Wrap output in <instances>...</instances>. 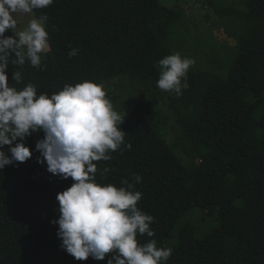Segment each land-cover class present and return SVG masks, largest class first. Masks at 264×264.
Instances as JSON below:
<instances>
[{"label":"trees","instance_id":"obj_1","mask_svg":"<svg viewBox=\"0 0 264 264\" xmlns=\"http://www.w3.org/2000/svg\"><path fill=\"white\" fill-rule=\"evenodd\" d=\"M240 2L214 9L235 22L230 34L236 52L227 69H189L179 96L157 86L158 62L177 52L171 39L181 20L180 9L160 0H54L33 10L36 18L47 17L46 68L28 62L6 68L9 85L33 83L37 94L119 77L164 92L191 164L161 135L164 120L151 106L121 114L124 144L109 153L110 160L94 163L101 184L127 187L122 180L134 183L130 174L141 176L134 185L142 193L137 207L154 217L155 235L137 239L171 248L166 264H264V0ZM73 48L77 55L69 57ZM16 71L20 84L12 80ZM41 138L38 130L24 140L33 152L26 162L0 169V264H107L111 254L80 261L61 247L58 224L51 221L59 214L57 193L73 181L37 163ZM216 208L218 226L199 235L191 213Z\"/></svg>","mask_w":264,"mask_h":264},{"label":"clouds","instance_id":"obj_2","mask_svg":"<svg viewBox=\"0 0 264 264\" xmlns=\"http://www.w3.org/2000/svg\"><path fill=\"white\" fill-rule=\"evenodd\" d=\"M54 0H0V169L23 163L33 152L24 140L36 131L43 138L35 143L39 152L37 163H46L47 171L73 183L58 192L57 236L61 247L76 260L105 259L107 264H166L172 249L157 247L155 239L140 244L137 236L153 237L150 227L154 217L138 209L142 193L134 189L142 178L130 174L122 180L127 187L101 184L95 179V161L110 160L124 144L125 131L120 128L126 114L114 109L103 83L90 80L65 84L49 95L37 94V85L22 88L9 85L6 68L9 64L23 66L26 62L43 70L42 54L50 50L46 16L32 18L18 29V14H30ZM6 30L13 35L5 36ZM77 55V49L69 57ZM14 57V58H13ZM157 86L182 95V79L195 64L194 59L174 52L159 60ZM16 84L22 82L20 71L12 72ZM15 142V143H14ZM4 146H8L7 152ZM130 149L131 145H125ZM109 171L101 172L104 176Z\"/></svg>","mask_w":264,"mask_h":264},{"label":"rangeland","instance_id":"obj_3","mask_svg":"<svg viewBox=\"0 0 264 264\" xmlns=\"http://www.w3.org/2000/svg\"><path fill=\"white\" fill-rule=\"evenodd\" d=\"M160 2L167 7L180 9L181 20L171 41L182 57L194 59L195 64L190 69H211L224 73L236 52L237 41L230 34L235 22L230 17L217 15L214 9L231 4L241 7L240 0H160ZM32 18H36L34 12L18 14V29L26 27ZM47 54L48 52L42 54V58L46 59ZM104 85L114 109L120 114L138 107L151 106L159 110L161 120H164L160 126L161 135L177 146V155L184 164H191V159L182 148L187 142L182 138V132L167 105L163 91L144 86L127 77L114 78ZM247 99H251V96L248 95ZM7 149L8 146H4V150L10 155ZM218 216L217 208L212 211L194 209L191 213V222L200 228L198 232L200 235L218 226Z\"/></svg>","mask_w":264,"mask_h":264}]
</instances>
